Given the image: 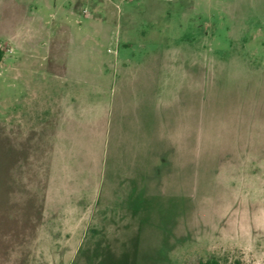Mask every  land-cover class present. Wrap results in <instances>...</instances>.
Returning a JSON list of instances; mask_svg holds the SVG:
<instances>
[{
	"label": "rangeland",
	"instance_id": "374dc122",
	"mask_svg": "<svg viewBox=\"0 0 264 264\" xmlns=\"http://www.w3.org/2000/svg\"><path fill=\"white\" fill-rule=\"evenodd\" d=\"M0 49V264H264V0H0Z\"/></svg>",
	"mask_w": 264,
	"mask_h": 264
},
{
	"label": "trees",
	"instance_id": "16d2710c",
	"mask_svg": "<svg viewBox=\"0 0 264 264\" xmlns=\"http://www.w3.org/2000/svg\"><path fill=\"white\" fill-rule=\"evenodd\" d=\"M3 55H4V53L0 49V62H1L2 58H3ZM186 264H222V263L218 259L210 258V259H207L205 261H203L201 259L188 260L186 262ZM224 264H227V263H224Z\"/></svg>",
	"mask_w": 264,
	"mask_h": 264
},
{
	"label": "built area",
	"instance_id": "2783aa9c",
	"mask_svg": "<svg viewBox=\"0 0 264 264\" xmlns=\"http://www.w3.org/2000/svg\"><path fill=\"white\" fill-rule=\"evenodd\" d=\"M88 1H94V0H88ZM125 1H133V0H125ZM82 13L84 16H88L89 15V9L83 8Z\"/></svg>",
	"mask_w": 264,
	"mask_h": 264
},
{
	"label": "crops",
	"instance_id": "0c3cea01",
	"mask_svg": "<svg viewBox=\"0 0 264 264\" xmlns=\"http://www.w3.org/2000/svg\"><path fill=\"white\" fill-rule=\"evenodd\" d=\"M68 65L66 64V74H68Z\"/></svg>",
	"mask_w": 264,
	"mask_h": 264
}]
</instances>
